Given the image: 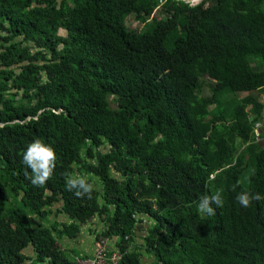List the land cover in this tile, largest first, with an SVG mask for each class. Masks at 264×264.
<instances>
[{
	"label": "trees",
	"instance_id": "16d2710c",
	"mask_svg": "<svg viewBox=\"0 0 264 264\" xmlns=\"http://www.w3.org/2000/svg\"><path fill=\"white\" fill-rule=\"evenodd\" d=\"M262 96L264 0H0V264H77L63 239L88 223L119 264H264V199L236 201L264 197ZM36 139L57 156L43 186Z\"/></svg>",
	"mask_w": 264,
	"mask_h": 264
},
{
	"label": "clouds",
	"instance_id": "9594fccd",
	"mask_svg": "<svg viewBox=\"0 0 264 264\" xmlns=\"http://www.w3.org/2000/svg\"><path fill=\"white\" fill-rule=\"evenodd\" d=\"M56 150L49 144L44 143L41 139L31 142L23 154V164L31 170V175L26 172V178L31 180L33 186H43L53 175L56 167ZM66 188L74 192L77 198H91L94 185L84 175H68L66 179ZM235 190V189H233ZM223 190H217L213 195L203 196L197 210L201 215L213 216L216 209L223 206ZM264 199L259 193L251 191H241L236 196V201L244 208L251 206L253 201ZM215 205V207H213Z\"/></svg>",
	"mask_w": 264,
	"mask_h": 264
},
{
	"label": "crops",
	"instance_id": "0c3cea01",
	"mask_svg": "<svg viewBox=\"0 0 264 264\" xmlns=\"http://www.w3.org/2000/svg\"><path fill=\"white\" fill-rule=\"evenodd\" d=\"M53 220L55 221L56 218H53ZM60 221L68 222L69 220L66 216H62L60 218ZM94 227L95 230L99 228L100 232H102L104 229L102 223L98 225L96 223L95 224L88 223L86 225H83L81 232L77 237L75 238L69 237L63 239L65 248L68 249L73 254L77 255L79 258L85 257L87 259H94L96 254V240H97V235L96 233L93 232ZM141 232L145 233L144 230ZM109 248L111 249L112 253L118 252L116 243L110 241V239H109ZM29 254H30V258L33 259L34 257L33 249L30 248ZM141 260H142V264H155V258L151 254L144 253ZM27 264H31V262H28Z\"/></svg>",
	"mask_w": 264,
	"mask_h": 264
},
{
	"label": "built area",
	"instance_id": "2783aa9c",
	"mask_svg": "<svg viewBox=\"0 0 264 264\" xmlns=\"http://www.w3.org/2000/svg\"><path fill=\"white\" fill-rule=\"evenodd\" d=\"M109 238L98 236L96 240V254L94 259L79 258L77 264H119L122 255L120 252L112 253L109 256Z\"/></svg>",
	"mask_w": 264,
	"mask_h": 264
},
{
	"label": "rangeland",
	"instance_id": "374dc122",
	"mask_svg": "<svg viewBox=\"0 0 264 264\" xmlns=\"http://www.w3.org/2000/svg\"><path fill=\"white\" fill-rule=\"evenodd\" d=\"M178 1H180V0H178ZM181 1H184V2H186L188 4H190L191 6H198V5H200V4H202L204 2V0H181ZM127 26L129 28H136V29H139V30H142L144 28V24L143 23H138L137 21H135L134 17H131L127 21ZM261 99L264 100V96H262ZM96 230H99V228H97Z\"/></svg>",
	"mask_w": 264,
	"mask_h": 264
}]
</instances>
